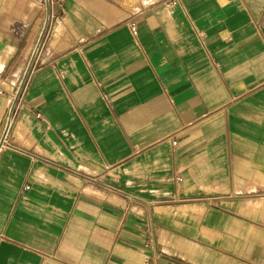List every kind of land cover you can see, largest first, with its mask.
Instances as JSON below:
<instances>
[{"label": "crops", "instance_id": "obj_1", "mask_svg": "<svg viewBox=\"0 0 264 264\" xmlns=\"http://www.w3.org/2000/svg\"><path fill=\"white\" fill-rule=\"evenodd\" d=\"M144 1L49 0L13 98L0 0V264H264V0Z\"/></svg>", "mask_w": 264, "mask_h": 264}, {"label": "rangeland", "instance_id": "obj_2", "mask_svg": "<svg viewBox=\"0 0 264 264\" xmlns=\"http://www.w3.org/2000/svg\"><path fill=\"white\" fill-rule=\"evenodd\" d=\"M138 1H140V2L142 1L141 3L142 4H145V1L144 0H138ZM46 2H47V0H41V7H42V9H45V7L47 5ZM38 40L35 41L34 44L37 43ZM48 46H49V31L46 29V31H45V33H44V35L42 37V40L40 42L39 48H38V50H37V52L35 54V58L33 60V66L34 67L37 66V63H39V59H42V57L44 56V53L45 52L46 53H49L50 52L49 50H47L48 49ZM31 48H33V47H31ZM31 54H32V50L29 52V55L27 56V58L25 60V66H26V64H29L31 62V60L33 58V55H31ZM11 92H12V89H11Z\"/></svg>", "mask_w": 264, "mask_h": 264}, {"label": "built area", "instance_id": "obj_3", "mask_svg": "<svg viewBox=\"0 0 264 264\" xmlns=\"http://www.w3.org/2000/svg\"><path fill=\"white\" fill-rule=\"evenodd\" d=\"M131 27H132V29H135L134 23L131 24ZM33 60L26 66V68L24 70V73H23V76H22V78L20 80L19 87L12 93L13 98H16L18 96L19 92L21 91L23 85L26 82V79H27L28 75L34 69ZM0 94H3V90L2 89H0ZM13 109H14V103H13L12 107L10 108V113H9V116H8V122H10V124H11V120H12ZM8 122H7V124H8ZM7 124H6V126H7ZM5 129H6V127H5ZM4 132H5V130H4ZM3 145H4V142H3Z\"/></svg>", "mask_w": 264, "mask_h": 264}, {"label": "water", "instance_id": "obj_4", "mask_svg": "<svg viewBox=\"0 0 264 264\" xmlns=\"http://www.w3.org/2000/svg\"><path fill=\"white\" fill-rule=\"evenodd\" d=\"M47 6H48L47 19H46V22H45L44 28H43V30H42V33H41V35H40V38H39V40H38L37 48H36V51H35L34 54H33V58H32V60H33L34 57H35V54H36V52H37V50H38V48H39L40 42H41V40H42V37H43V35H44L45 31H46L47 25H48L49 15H50V12H49V0H47ZM32 60H31V61H32ZM9 127H10V122H8V124H7V126H6V129H5V132H4V134H3L2 138H1V141H0V148L3 146V142H4V140H5L6 133H7L8 129H9Z\"/></svg>", "mask_w": 264, "mask_h": 264}, {"label": "bare ground", "instance_id": "obj_5", "mask_svg": "<svg viewBox=\"0 0 264 264\" xmlns=\"http://www.w3.org/2000/svg\"><path fill=\"white\" fill-rule=\"evenodd\" d=\"M37 40H38V39H37ZM37 43H38V42H37ZM37 43L34 44V47H33V49H32V54H31V55L34 54V52H35V50H36V48H37Z\"/></svg>", "mask_w": 264, "mask_h": 264}]
</instances>
